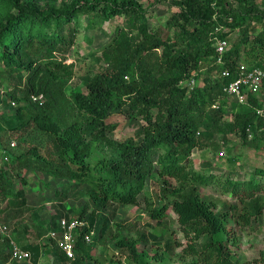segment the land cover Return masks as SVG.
Instances as JSON below:
<instances>
[{"label": "trees", "instance_id": "16d2710c", "mask_svg": "<svg viewBox=\"0 0 264 264\" xmlns=\"http://www.w3.org/2000/svg\"><path fill=\"white\" fill-rule=\"evenodd\" d=\"M56 1L0 0V84L15 81L14 88L7 86L3 94L10 100L7 107L18 104L14 118L5 122L0 133L20 137L35 129L46 137L40 148L26 141L11 147V139L9 149L0 144L9 157L7 168L0 169V199L7 207L21 208L24 190H17L11 177H21L23 170L40 171L87 189L94 212L91 216L84 212L78 219L88 222L95 240L112 223L103 214L110 204L144 206L158 223L172 210L188 240L187 256L198 264H238L231 260L225 245L231 236V214L216 212V204L205 200L198 190L213 187L221 195L236 198L242 207H236L233 215L249 225L264 208L259 196L263 186L258 180L264 178V170H255L248 182H239L230 176L197 171L191 156L194 149H219L214 140L218 134L225 142L230 134L246 142L250 129L255 136L249 144L259 148L264 141L263 118L245 111L248 104L257 105L256 95L244 90L247 101L243 105L232 102L224 92L240 72L241 48H229L224 55L223 66L230 69L226 75L205 78L192 90L183 84L199 77L196 74L217 56L214 38L229 40L231 30L241 28L247 17L254 16L260 28H252L259 32L256 36L245 30L243 42L264 46V0H219L217 9L213 8L215 0H181L176 5L183 23L179 19L168 23L173 35L166 39L151 30L138 0H70L61 6ZM82 16H88L90 29L120 16L126 18L127 27L118 28L111 44L104 48L98 61L107 68L84 80L86 92L69 91L75 70L67 63L66 53L75 44ZM72 22L76 27L70 26ZM174 25L179 29L173 31ZM217 25L227 31L215 33ZM253 68L264 70V62H256ZM213 70H206L207 75ZM39 96L44 100L32 98ZM228 107H232L230 112ZM121 108L142 121L141 140L117 141L110 136V113ZM229 115L231 122L226 120ZM230 164L235 165L236 160L231 158ZM153 177L173 180L177 186L164 182L165 187L149 194L146 187ZM22 181L25 183L24 178ZM156 200L163 203L160 208ZM59 219L51 223L55 231L60 230ZM83 234L81 231L77 236L74 260L49 240L22 246L31 253V261L25 263L40 264L41 257L49 253L58 263L100 264L88 253L86 248L93 242L87 244ZM114 238L125 264H150L147 253L139 251L140 240L120 234ZM201 238L206 242L198 248ZM141 239L147 241L146 236ZM15 240L20 242V238ZM231 241L237 244L235 239ZM11 257L10 242L0 233V263H21ZM261 258L264 263V251ZM156 259L165 262L164 257ZM109 264L122 262L112 259Z\"/></svg>", "mask_w": 264, "mask_h": 264}, {"label": "rangeland", "instance_id": "374dc122", "mask_svg": "<svg viewBox=\"0 0 264 264\" xmlns=\"http://www.w3.org/2000/svg\"><path fill=\"white\" fill-rule=\"evenodd\" d=\"M69 1L57 0L56 4L61 6ZM179 1L181 0H138L146 11V18L151 30L159 31L164 39L173 35L167 25L168 23L173 22L174 19H179L177 21L183 23V20L179 18L181 9L176 5V2ZM42 3L40 2V5H43ZM88 19V16L81 17L75 44L66 53L67 63L73 64L75 70L74 77L69 81V91L86 92L84 80L107 68L106 63L98 61L104 48L111 44L118 28L127 27L126 18L123 16L109 20L94 29L88 28ZM75 25V22H72L70 26L73 28L76 27ZM253 27L260 28V25L254 19V16L247 17L241 28H237L234 31L231 30V33H229L230 50L235 46H239L242 50L240 60L237 63V67L240 70L253 68L258 61L264 62L263 45L255 42H243L245 30L252 36H256L259 33L255 32V29H252ZM172 28L173 31L179 29L178 25H174ZM252 39L251 37L250 41ZM211 67L214 70L207 75L208 71L206 70ZM229 71V68L217 63V56L211 57L206 67L201 71L202 75L201 72L196 74V76L200 75L194 78L195 84H203L205 78L213 80L219 73L224 76ZM14 82H8L6 86L0 84L1 130L6 128V121L14 118L15 109L18 106L17 103H14L11 107H7L6 103H9L10 100L9 98L6 99V95L4 96L3 94L7 86H9L8 89L14 88ZM183 86H186V83ZM254 94L256 95V104H262L263 107L258 108L255 104H248L245 111L256 112L264 120V87ZM40 100L42 101L44 98ZM231 100L234 102L233 98ZM227 110L230 112L232 107H228ZM226 120L231 122V115L227 116ZM107 123L113 127L110 136L114 140L124 141L128 138H136L137 141L141 140L139 133L143 128L142 121L134 115L128 114L124 108L112 110ZM261 132L262 130L260 129L257 135L260 136ZM247 135L248 141L246 142L237 134L228 135L225 142L222 135L218 134L214 140L219 149L212 146L202 150L194 149L191 159L196 170L223 176L224 178L230 176L233 180L239 182H248L255 170H264V141L257 148L249 144L255 134L247 130ZM0 137L2 138L0 144L8 149L23 144L24 141L40 148V145L43 147V141L46 139L45 136L35 129L26 132L20 137L15 133L2 135L1 132ZM13 143L16 144L13 146ZM1 148L0 145V169H5L7 166H4L9 161V157L1 151ZM42 152H44V149H42ZM231 158L236 160L235 165L230 164ZM11 178L17 190H24L22 199L25 202L21 204V208L7 207V204L0 199V219L11 229V237L14 240L15 238H20V242H17V244L21 247L27 244H39L40 242L42 244L47 243V239L44 236L55 231L51 223L64 215L68 219H77L84 212H86L85 215L90 216L94 212L88 191L80 183L55 179L40 171L33 172L30 170H23L21 177H15L14 175ZM22 178L25 179V183H23ZM258 180L261 181L263 186V191L259 196L263 199L262 204L264 205V178ZM164 182L172 187L177 186L173 180L164 181L158 177H153L148 182L146 192L151 194L152 191L165 187ZM198 193L205 200L216 204V212H228L233 216L231 217L230 215L228 219V229L231 236L230 240L225 243L231 254V260L238 264H264L261 262L262 252L264 251V208L259 218H252L251 223L246 225L242 220L238 222L239 219L233 215L236 207H242L236 198L221 195L219 190L213 187H201ZM19 202H21V199ZM162 204L159 201L156 202L158 208ZM103 214L112 223L99 240L94 238L93 244L86 248L93 260L97 259L100 264H109L112 259L115 262L121 261L122 264H125V258L122 257V253L115 243L114 236L119 234L140 240L139 251L147 253L150 264H195L194 262L198 264L195 258L187 256L185 253L188 240L178 223L177 215L172 210H170L169 216L164 217L159 223L150 218L144 206L132 207L110 204ZM144 236H146L147 241L141 239ZM232 239H235L237 244H233ZM205 242L206 239L201 238L197 242L198 248H201ZM158 256L164 257L165 262L160 263L157 261L156 257ZM201 262L199 261V264H202ZM16 264L30 263L21 262ZM40 264L65 263H58L48 253L41 257Z\"/></svg>", "mask_w": 264, "mask_h": 264}, {"label": "built area", "instance_id": "2783aa9c", "mask_svg": "<svg viewBox=\"0 0 264 264\" xmlns=\"http://www.w3.org/2000/svg\"><path fill=\"white\" fill-rule=\"evenodd\" d=\"M218 1L215 0L213 3V8L217 9ZM234 5V4H233ZM228 8V6H227ZM217 13L213 16V20L217 21ZM231 18H229V21ZM227 29L224 26L217 25L215 33L218 32H226ZM215 47L217 52V63L224 65V55L227 53L228 49L230 48V41L228 39H222L219 37H215ZM237 78L231 82L228 86L224 88V92L227 96L233 98V101L238 102L239 104H246L247 96L245 91L254 94L255 92L259 91L264 82V70L260 68H252V69H241L240 72L237 74ZM189 90L194 89L196 86L195 80L192 77L188 82H186ZM245 90V91H244ZM34 101H41L40 99L43 96L39 97H32ZM216 107V106H214ZM248 132L250 130L248 129ZM16 143H13V146ZM60 230L59 231H52L44 236V238L49 240H54L57 247L64 252L69 260H74L76 258L75 253V244L77 241V236L84 231L83 238L87 244H91L93 242V238L95 236V231L90 228L88 222L84 219H66L62 217L58 221ZM0 233L3 236H6L10 240L11 244V251H12V261L18 262H25L31 261V253L27 250H24L17 242L12 239L11 237V229L0 219Z\"/></svg>", "mask_w": 264, "mask_h": 264}, {"label": "clouds", "instance_id": "9594fccd", "mask_svg": "<svg viewBox=\"0 0 264 264\" xmlns=\"http://www.w3.org/2000/svg\"><path fill=\"white\" fill-rule=\"evenodd\" d=\"M66 218V217H65ZM68 220H70V219H68ZM3 221V220H2ZM4 222V221H3ZM11 233H12V231H11ZM4 237H6V236H4ZM8 240H9V238L8 237H6ZM13 239V238H12ZM94 240V239H93ZM9 242H10V240H9ZM17 242V241H16ZM11 245V244H10ZM12 247V246H11Z\"/></svg>", "mask_w": 264, "mask_h": 264}]
</instances>
